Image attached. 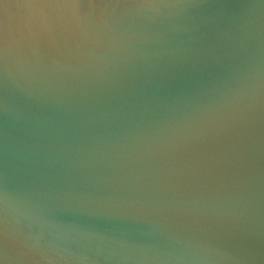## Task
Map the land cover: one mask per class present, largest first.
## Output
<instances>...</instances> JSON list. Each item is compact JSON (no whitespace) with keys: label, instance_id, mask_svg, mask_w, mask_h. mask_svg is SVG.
I'll use <instances>...</instances> for the list:
<instances>
[{"label":"water","instance_id":"1","mask_svg":"<svg viewBox=\"0 0 264 264\" xmlns=\"http://www.w3.org/2000/svg\"><path fill=\"white\" fill-rule=\"evenodd\" d=\"M0 264H264V0H0Z\"/></svg>","mask_w":264,"mask_h":264}]
</instances>
